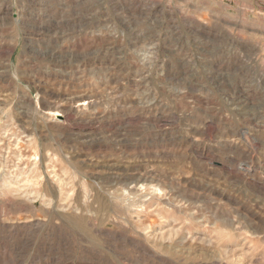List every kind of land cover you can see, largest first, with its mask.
Segmentation results:
<instances>
[{
	"label": "rangeland",
	"instance_id": "rangeland-1",
	"mask_svg": "<svg viewBox=\"0 0 264 264\" xmlns=\"http://www.w3.org/2000/svg\"><path fill=\"white\" fill-rule=\"evenodd\" d=\"M0 264H264V0H0Z\"/></svg>",
	"mask_w": 264,
	"mask_h": 264
},
{
	"label": "bare ground",
	"instance_id": "bare-ground-1",
	"mask_svg": "<svg viewBox=\"0 0 264 264\" xmlns=\"http://www.w3.org/2000/svg\"><path fill=\"white\" fill-rule=\"evenodd\" d=\"M4 186H5V185H4ZM151 186H152V185H151ZM9 188H10V186H9ZM4 189H5V188H4ZM5 190H6V189H5ZM158 190H159V189H158ZM158 190H157V191H158ZM157 191H156V192H157ZM3 192H4V190H3ZM123 193H124V192H123ZM149 193H150V192H149ZM145 224H146V223H145ZM147 228H148V227H147ZM143 233L145 234V232H143ZM149 233H150V232H149ZM147 235H149V234H147ZM155 236H156V235H155ZM146 237H147V236H146ZM151 237H152V236L150 235V238H151ZM156 239H157V238H156Z\"/></svg>",
	"mask_w": 264,
	"mask_h": 264
}]
</instances>
